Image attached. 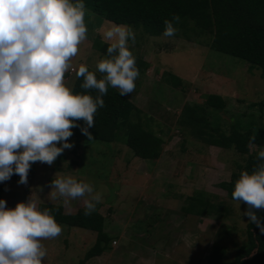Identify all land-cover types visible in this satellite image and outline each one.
<instances>
[{
	"label": "rangeland",
	"instance_id": "obj_1",
	"mask_svg": "<svg viewBox=\"0 0 264 264\" xmlns=\"http://www.w3.org/2000/svg\"><path fill=\"white\" fill-rule=\"evenodd\" d=\"M108 22L88 10V40L74 64L89 66L95 60L90 66L94 70V55L104 58L91 44L95 38L104 42L101 33ZM191 26L180 28L174 37L148 36L133 29L136 41L130 42V49L145 61L146 69L139 72L135 91L125 97L163 140L157 158H137L119 140L83 143L71 139L74 146L65 149L53 165L33 163L26 185L19 184V179L5 181L1 198L12 208L29 198L37 204L59 205L66 214L84 208L82 200L65 204L52 199L48 185L57 174L88 182L102 193L96 211L108 235L105 250L81 262L95 233L61 224V236L43 242L48 249L44 264H211L231 260L245 244L248 218L240 213L247 206L243 202L238 206L221 186L229 182L245 155L196 139L177 120L184 104L201 103L207 94H216L224 107L208 120L221 132L227 133L233 121L243 128L264 127V84L258 70L210 49V35L197 33ZM169 73L179 79L178 85L171 84ZM73 78L69 74V86ZM118 132L121 138L125 126ZM249 150L258 152L254 146ZM195 193L213 205L209 214L182 210Z\"/></svg>",
	"mask_w": 264,
	"mask_h": 264
},
{
	"label": "clouds",
	"instance_id": "obj_2",
	"mask_svg": "<svg viewBox=\"0 0 264 264\" xmlns=\"http://www.w3.org/2000/svg\"><path fill=\"white\" fill-rule=\"evenodd\" d=\"M87 15L84 0H0V182L18 175V183L26 185L33 163L51 166L74 146L69 142L73 128L91 140L89 129L110 87L121 96L135 91L140 73L130 49L136 41L131 26L108 22L101 33L106 56L94 70L74 64L88 40ZM179 22L178 14L165 19L162 35L174 37ZM69 73L82 80L84 93L69 86ZM92 91L97 94H88ZM255 140V135L250 138ZM256 158L251 172H240L231 197L247 206L240 214L264 233L257 215L264 209V149ZM48 187L52 199L65 204L82 200L85 216L103 198L94 185L71 175H55ZM62 232L52 211L41 210L32 199L14 208L0 199V264H44L48 249L43 242Z\"/></svg>",
	"mask_w": 264,
	"mask_h": 264
},
{
	"label": "trees",
	"instance_id": "obj_3",
	"mask_svg": "<svg viewBox=\"0 0 264 264\" xmlns=\"http://www.w3.org/2000/svg\"><path fill=\"white\" fill-rule=\"evenodd\" d=\"M84 3L89 11L104 20L140 29L148 36L162 35L164 20H171L174 14H178L180 22L175 24L177 31L180 28L186 29V25L191 23V30L210 35V49L245 61L248 68L259 71V77L264 84V0H84ZM91 46L106 56L105 42L95 38ZM136 63L139 72L146 69V63L142 58L136 57ZM168 77L172 85L179 84V79L173 74L169 73ZM81 83L82 80L73 78L71 86L75 92H85L80 88ZM88 94L95 96L97 93L92 91ZM102 99L105 106L98 109L94 117V127L89 129L93 138L88 140L79 128H73V136L69 142L72 143L71 139L83 143L96 141L110 143L119 140L137 158L143 160L157 158L163 140L147 126L143 120L145 117L132 102L112 88H109ZM223 107L224 102L219 95L207 94L201 103L184 104L177 123L188 128V132L196 139L205 143L212 142L219 148H231L245 155L243 163L231 173L229 182L221 184L232 198L234 182L240 172H251L258 163L256 154L264 149V127L255 125L243 128L233 121L229 124L227 133L221 132L215 123L210 124L208 116L216 114ZM78 123L83 126L82 121ZM122 126H125V132L119 138L118 130H121ZM254 135L256 140L253 143L250 142V138ZM250 146H254L258 152H251ZM32 168L33 164L30 171ZM10 179L17 180L19 176L12 175ZM4 188L5 182L0 183V199ZM187 201L182 210L188 214H209L213 208V205L204 201L199 193L189 196ZM37 205L41 210L50 209L59 224L95 233L94 242L85 251L81 262L98 256L105 250L108 235L102 230L103 217L97 211L85 216L84 208L66 214L59 205L49 203ZM7 207L12 208L8 204ZM257 215L264 224V209L259 210ZM245 237V244L235 250L231 260L213 261L211 264H264V233L248 221Z\"/></svg>",
	"mask_w": 264,
	"mask_h": 264
},
{
	"label": "crops",
	"instance_id": "obj_4",
	"mask_svg": "<svg viewBox=\"0 0 264 264\" xmlns=\"http://www.w3.org/2000/svg\"><path fill=\"white\" fill-rule=\"evenodd\" d=\"M93 31H96V29L93 30ZM88 42H89V41H88ZM94 56H95L94 59H96V58H97V60L100 59L98 56H96V55H94ZM94 62H95V60H90V61H89L90 64H89L88 67H89L90 69H92V67H90V66H91V63H94ZM92 70H93V69H92ZM68 76H69V74H68ZM72 81H73V80H72Z\"/></svg>",
	"mask_w": 264,
	"mask_h": 264
},
{
	"label": "built area",
	"instance_id": "obj_5",
	"mask_svg": "<svg viewBox=\"0 0 264 264\" xmlns=\"http://www.w3.org/2000/svg\"><path fill=\"white\" fill-rule=\"evenodd\" d=\"M69 74H71V73H69Z\"/></svg>",
	"mask_w": 264,
	"mask_h": 264
}]
</instances>
